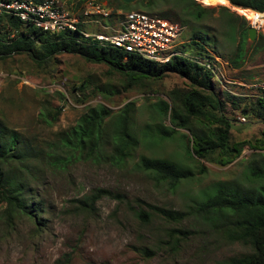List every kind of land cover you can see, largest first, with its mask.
<instances>
[{
	"label": "rangeland",
	"instance_id": "rangeland-1",
	"mask_svg": "<svg viewBox=\"0 0 264 264\" xmlns=\"http://www.w3.org/2000/svg\"><path fill=\"white\" fill-rule=\"evenodd\" d=\"M203 1L196 0L198 6L193 7L189 0H136L125 3L128 11H120L145 12L181 24L186 28L183 43L197 31L208 37L207 50L219 63L213 87L225 104V117L231 120L230 143L242 147L239 158L226 166L203 162L201 168L190 160L185 130L165 140L156 137L160 122L170 127L167 119L156 117L160 103L170 104L171 93L189 90L176 74L130 88L127 79L109 66L87 63L77 55L60 54L46 63L33 62L26 55L0 60V122L30 140L50 144L57 134L75 127L90 107L98 110L103 105L111 111L104 121L106 139L89 159L66 172L35 173L30 180L29 189L42 201L40 217L46 222L42 230L28 219L9 220L0 203V264H57L65 256L70 258L68 264H221L248 252L246 246L228 243L206 226L195 209L219 186H251L248 162L253 154L264 155V121L241 114V108L259 96L253 85L264 82V31L256 32L254 41L246 39L242 66L234 70L228 60L234 57L246 23L229 3L205 5ZM109 5L115 10L113 2ZM198 7L205 9L199 17ZM117 22L112 15L89 29L104 32L103 28H115ZM5 33L0 24V34ZM81 83L86 85L84 91L74 90ZM227 92L237 97L238 110L223 94ZM126 105L129 134L137 143L117 164L112 158L111 123L117 122ZM57 110L56 123L47 125V115ZM258 148L263 150H253ZM142 158L174 162L192 176L174 187L157 182L154 174L140 166ZM97 190L119 199L104 196L90 213L78 211L74 201ZM153 207L179 218L167 221L154 215ZM139 211L150 216L148 223L137 219Z\"/></svg>",
	"mask_w": 264,
	"mask_h": 264
},
{
	"label": "trees",
	"instance_id": "trees-1",
	"mask_svg": "<svg viewBox=\"0 0 264 264\" xmlns=\"http://www.w3.org/2000/svg\"><path fill=\"white\" fill-rule=\"evenodd\" d=\"M74 1L73 10L76 11L86 0ZM110 1L114 3L115 10H127L122 0ZM189 1L193 7L198 6L196 0ZM226 1L234 8L264 12V0ZM204 10L197 9L196 16L199 17ZM0 24L6 30L5 34H0V60L12 55H26L33 62L46 63L60 54L77 55L87 63L109 66L127 79L130 88L139 86L144 81L160 80L168 74L178 75L188 84L189 90L181 94L171 93L170 104L160 103L156 117L160 121L167 119L170 127L166 129L160 122L155 131L156 137L165 140L181 130L187 131L189 136H185V152L201 168L203 162L226 166L239 158L242 147L238 143H230L231 120L225 117V104L213 87L217 80V56L207 50L210 46L209 39L200 31L194 32L191 39L180 47L185 56L174 57L168 64L158 65L134 55L102 47L97 41L84 39L78 31L48 33L28 23L23 24L17 19L5 17L0 18ZM81 29L83 26H79V30ZM248 29L247 24L241 28L234 57L228 60L234 70L242 66ZM11 32H15L13 37H10ZM203 63H209L211 69H206ZM85 88L86 85L81 83L74 90L82 92ZM227 93L223 94L231 100L232 107L238 110L239 102H235L237 97ZM59 114L60 110H57L54 115H47L46 124H55ZM241 114L264 121V100L257 98L249 101L241 108ZM110 115V109L103 105L98 110L90 107L75 127L57 134L55 141L50 144L30 140L21 132L9 129L0 122V203L4 205L9 220L23 218L32 221L38 230L45 227L46 222L40 217L42 201L29 189L30 180L35 173H45V170L66 172L78 161L89 159L106 139L104 121ZM111 124L115 134L112 138V158L119 164L130 155L137 143L129 134L131 121L128 117V105L122 108L117 122ZM140 166L154 174L157 182L168 183L171 187L192 176L188 170L167 160L142 158ZM247 179L251 186H219L195 209L203 223L221 235L226 242L241 244L248 249L247 253L231 257L221 264H264L263 154H253L247 165ZM104 196L119 199L106 190H97L74 203L78 211L83 214L90 213L94 210L95 203ZM151 209L154 215L167 221L179 218L175 213L164 209ZM136 217L142 223H148L151 219L143 211H139ZM181 234L183 235L182 232ZM69 261L70 258L65 256L57 264H68Z\"/></svg>",
	"mask_w": 264,
	"mask_h": 264
},
{
	"label": "built area",
	"instance_id": "built-area-1",
	"mask_svg": "<svg viewBox=\"0 0 264 264\" xmlns=\"http://www.w3.org/2000/svg\"><path fill=\"white\" fill-rule=\"evenodd\" d=\"M110 0H86L74 11L73 5L60 0H0V18H14L21 23L48 33L76 32L84 39L100 43L102 47L112 48L124 54L140 57L146 61L165 65L174 57L185 56L180 51L184 44L186 28L179 23L145 12L123 13L109 5ZM256 32L264 31V12L248 9H234ZM112 15L117 18L116 27H105L104 32L89 28L97 20H107ZM79 26L83 29L79 30ZM15 32H11L13 37ZM215 61L218 62L217 59ZM210 70L209 63H203ZM260 98L264 100V82L253 85Z\"/></svg>",
	"mask_w": 264,
	"mask_h": 264
},
{
	"label": "bare ground",
	"instance_id": "bare-ground-1",
	"mask_svg": "<svg viewBox=\"0 0 264 264\" xmlns=\"http://www.w3.org/2000/svg\"><path fill=\"white\" fill-rule=\"evenodd\" d=\"M203 3L205 5H228L226 0H204Z\"/></svg>",
	"mask_w": 264,
	"mask_h": 264
},
{
	"label": "water",
	"instance_id": "water-1",
	"mask_svg": "<svg viewBox=\"0 0 264 264\" xmlns=\"http://www.w3.org/2000/svg\"><path fill=\"white\" fill-rule=\"evenodd\" d=\"M123 2L125 3H132L136 0H122ZM255 35H256V31L253 30L252 28H249L248 29V39L249 41H254V38H255Z\"/></svg>",
	"mask_w": 264,
	"mask_h": 264
},
{
	"label": "clouds",
	"instance_id": "clouds-1",
	"mask_svg": "<svg viewBox=\"0 0 264 264\" xmlns=\"http://www.w3.org/2000/svg\"><path fill=\"white\" fill-rule=\"evenodd\" d=\"M234 8V7H233ZM239 9V8H238ZM249 28V27H248Z\"/></svg>",
	"mask_w": 264,
	"mask_h": 264
}]
</instances>
